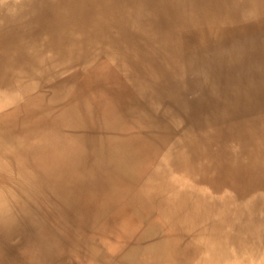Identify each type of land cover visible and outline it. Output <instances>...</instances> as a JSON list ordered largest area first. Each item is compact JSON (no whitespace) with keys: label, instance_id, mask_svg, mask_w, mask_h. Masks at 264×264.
I'll return each mask as SVG.
<instances>
[{"label":"bare ground","instance_id":"1","mask_svg":"<svg viewBox=\"0 0 264 264\" xmlns=\"http://www.w3.org/2000/svg\"><path fill=\"white\" fill-rule=\"evenodd\" d=\"M24 197L71 264H264V0H0V227L52 229Z\"/></svg>","mask_w":264,"mask_h":264},{"label":"rangeland","instance_id":"2","mask_svg":"<svg viewBox=\"0 0 264 264\" xmlns=\"http://www.w3.org/2000/svg\"><path fill=\"white\" fill-rule=\"evenodd\" d=\"M33 199L24 197V201L38 212L53 230L29 221L9 229L0 227V264H71L67 256H70L72 249L55 235L62 240H76L73 232L57 221L56 215L61 210L56 207L58 211H55L50 200L40 202L36 201L37 198ZM80 246L76 249L81 251L83 246Z\"/></svg>","mask_w":264,"mask_h":264}]
</instances>
